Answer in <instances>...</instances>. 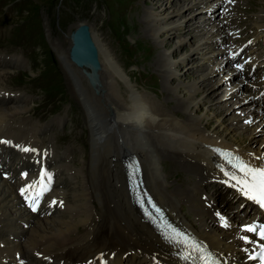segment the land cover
Returning <instances> with one entry per match:
<instances>
[{"label": "bare ground", "instance_id": "1", "mask_svg": "<svg viewBox=\"0 0 264 264\" xmlns=\"http://www.w3.org/2000/svg\"><path fill=\"white\" fill-rule=\"evenodd\" d=\"M217 1L195 0L197 10L187 14L194 23L188 36L198 38L195 51L204 52V59L211 63L198 66L202 72L192 84H173L180 79L178 67L184 60H173L170 50L161 51L156 65L166 79V91L177 100L173 108L136 90L98 33L91 32L101 64L97 77L89 67H78L71 61V40L67 49L53 40L68 91L81 108V121L88 132L79 140L84 142L82 146L73 150L63 149L52 140L62 117L43 123L35 118L32 96L24 90L13 91L7 84L6 80L15 77L19 69H28L26 61L19 56L0 57V264H98V260L106 263L111 258L107 262L112 264H183L141 221L142 216L131 203L124 161L133 155L142 161L147 188L174 222L205 242L222 262L254 264L249 262V256L261 241L247 229L262 222L264 208L233 186L235 181L224 173L228 169L207 145L240 154L253 167L264 166V159L260 158L264 157V147L260 144L254 148L256 141L252 142L254 131L264 123V114L259 111L264 108V82L251 81L264 71V49L254 46L245 51L253 58L248 66L249 77L244 82L225 81L228 90L216 96L222 87L216 86L213 79L227 64L230 52L234 56L241 46L234 40L239 25L235 4L241 0H219L227 12L219 20L199 16L200 9ZM170 12L164 16L163 7L152 3L144 16L148 33L160 48L167 35L182 31L184 26L181 18L185 11L179 7ZM254 25L257 37L264 42V7ZM239 72L238 66L230 65L229 74ZM223 78L226 77L217 79ZM240 89L244 91L242 97L226 107L228 111L236 110L228 118L229 124L218 119L224 133L209 129L206 121L210 115L202 117L198 110L204 104L223 101L231 91ZM253 97L256 101L250 103ZM179 114L185 117L179 118ZM257 122L260 125L251 129ZM233 131L251 133L242 137ZM24 148L34 151H23ZM72 154L79 157L78 165ZM180 168L188 174L184 186L188 189L175 188L174 192L168 178ZM20 169L28 173L23 174ZM41 171L44 178L50 176L54 180L41 207L32 211L21 196V189L36 182ZM208 178L219 187L214 190L223 197L220 205L212 203L204 193L203 183ZM228 200L236 206L227 205ZM184 205L188 206L189 215L182 213ZM103 251L108 256H100Z\"/></svg>", "mask_w": 264, "mask_h": 264}, {"label": "rangeland", "instance_id": "2", "mask_svg": "<svg viewBox=\"0 0 264 264\" xmlns=\"http://www.w3.org/2000/svg\"><path fill=\"white\" fill-rule=\"evenodd\" d=\"M152 3H157L163 7L164 16L168 15L174 8L180 7L183 12L185 11L183 17L181 16L184 25L181 28L182 31L173 32L169 35L165 33L164 35H167L168 38H166L162 48L148 33L147 26L149 24L144 20L146 12L152 7ZM195 4V0H0V57L14 58L19 56L28 64V69H19L18 73L15 74L16 76H12L6 82L15 89L13 91L24 90L25 93L32 96L31 107L34 110L35 118H40L43 123H47L50 118L59 119L62 117V123L53 135L54 144L70 150L76 146L81 147L84 142L79 140L87 132L83 121H81V108L78 107L74 96L68 91V81L52 45L53 40H57L61 46H64L63 48L67 49L72 33L79 27L77 25L87 24L92 29L91 32L102 36L103 43L108 50L112 51L115 60L125 70L127 78L136 90L150 95L159 103H165L166 107L173 108L177 100L166 91L164 86L166 79L156 65L162 56L163 49L167 52L170 50L168 54L173 60L177 59L180 62L184 60L182 65L178 67L180 79L173 81V84L176 85L180 83L192 84L202 72L198 66L211 64L207 59H204V52L200 51V54L195 51L198 38L188 36L194 23L187 14L197 10ZM235 7L239 13V25L238 28L236 27L237 35L234 40L235 43H239V46L241 45L239 49L243 48L244 52L254 46L264 49L263 39L257 37V29L254 25L257 15L264 7V0H241L235 4ZM200 12L201 18L212 16L213 20L227 16L225 7L219 0L200 9ZM176 17L178 16L175 15ZM260 19L262 20V18ZM231 55H233V51L230 52L229 57H226L227 64L224 63L219 76L213 79L216 86L222 87L216 96H221L228 90V85L224 86L225 81L229 80V84L238 80L244 82L246 81L245 77L250 75L249 71V73L244 74L243 72L229 74L232 64ZM263 76L264 71L259 73L260 78L252 77L251 81L259 80L260 82L262 79L261 81L264 82ZM221 77L226 78L217 79ZM32 89L35 90L34 93L31 92ZM243 94L242 89L235 92L231 91L224 96L223 101L204 104L198 113L202 117L205 114L210 115L209 121H206V126L211 130L224 133V127L218 122V119L221 118L224 123L229 124L228 118L234 116L236 113H232L236 110L230 109L228 111L226 107L235 104L233 102L239 100ZM257 94L261 98V94ZM255 101V97L249 99L250 103ZM226 102L229 103L226 105L224 104ZM69 110H71L70 113H68ZM259 111L264 114V108ZM177 113L175 114L177 115ZM178 117L183 119L185 116L182 117V114H179ZM259 125L260 122H257L251 126V129H256ZM233 133L236 136L244 137L251 131L243 133L233 131ZM83 139L87 142L88 135L84 136ZM253 140L256 141L254 148H259L258 145L260 144H262L260 147H264V123L254 131L252 142ZM252 142L250 139L249 143ZM177 149L178 146L175 145L174 150ZM72 156L76 157L74 154ZM78 159L79 157L75 158L76 165L79 164ZM68 163L71 166L75 165V162L68 161ZM170 165H174V163H170ZM21 173L23 172L21 171ZM187 176L185 169H177L176 174L174 173L168 178L170 189L174 192L176 191L175 188L185 189ZM203 184L205 195L209 197L212 203L220 205V200L222 201L223 197L214 190L219 188L217 183L208 178ZM93 205L96 206L95 203ZM227 205L236 206L230 200L227 201ZM183 207L182 213L189 215L188 206L184 205ZM104 252H101L100 256ZM104 254V257L108 256ZM109 260L112 258L107 261ZM102 261L104 260L101 259L97 262L98 264H112L107 261L102 263ZM95 263L96 261L93 264Z\"/></svg>", "mask_w": 264, "mask_h": 264}, {"label": "snow or ice", "instance_id": "3", "mask_svg": "<svg viewBox=\"0 0 264 264\" xmlns=\"http://www.w3.org/2000/svg\"><path fill=\"white\" fill-rule=\"evenodd\" d=\"M233 2V0H229ZM23 151H34L32 149L24 148ZM264 159V157H260ZM243 175L237 176L235 174L231 175L229 178L235 180V185L238 186V190L241 191L248 199L259 204L261 208H264V166L262 167H252L243 161H240L238 164L234 165ZM44 177L42 176L41 183L43 182ZM47 179H51L50 176ZM31 187V186H29ZM26 189H21L22 194ZM55 203V201H53ZM247 231L256 232L255 227H249ZM259 235L264 239V228H261Z\"/></svg>", "mask_w": 264, "mask_h": 264}, {"label": "water", "instance_id": "4", "mask_svg": "<svg viewBox=\"0 0 264 264\" xmlns=\"http://www.w3.org/2000/svg\"><path fill=\"white\" fill-rule=\"evenodd\" d=\"M70 59L78 67H89L94 76L101 70L99 53L93 41L90 27L87 24L79 26L71 35Z\"/></svg>", "mask_w": 264, "mask_h": 264}]
</instances>
